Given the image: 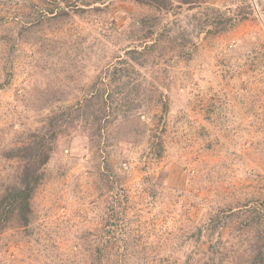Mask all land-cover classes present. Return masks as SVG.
Instances as JSON below:
<instances>
[{
	"label": "rangeland",
	"instance_id": "1",
	"mask_svg": "<svg viewBox=\"0 0 264 264\" xmlns=\"http://www.w3.org/2000/svg\"><path fill=\"white\" fill-rule=\"evenodd\" d=\"M242 1L251 14L219 35L203 30L193 15L210 6L228 14ZM24 3L0 0V150L80 100L94 75L118 64L122 47L134 44L128 36L135 8L117 2L106 15L86 12L53 32L42 29L40 43L3 38ZM195 4L168 16L172 34L187 38L185 49H178L181 38L172 47L165 43L164 55L130 73L152 100L128 111L123 96L113 98L108 159L95 156L79 127L58 140L34 195V231L29 239L15 228L1 232L0 264H84L83 234L105 227L112 204L127 236L142 248L127 249L128 264H186L188 254L202 262L218 235L224 248L216 260L230 248H246L233 220L212 236L207 226L216 211L264 196V0ZM46 97L51 101L43 105ZM142 120L146 132L136 134ZM154 139L164 146L158 159ZM105 160L115 185L110 191L101 174ZM15 168L0 155V182ZM116 245L110 256L119 255Z\"/></svg>",
	"mask_w": 264,
	"mask_h": 264
},
{
	"label": "trees",
	"instance_id": "2",
	"mask_svg": "<svg viewBox=\"0 0 264 264\" xmlns=\"http://www.w3.org/2000/svg\"><path fill=\"white\" fill-rule=\"evenodd\" d=\"M196 1L198 0H25L26 10L15 13L8 22V31L3 34V38L9 39L13 34L19 41L40 43V40L44 39L40 34L42 29L46 28L53 32L73 16H80L86 12L106 15L110 6L117 2L129 3L135 8L131 23L134 28L128 36L134 44L132 42L133 45L122 47L124 53L122 56H117L118 64L101 68L94 75L80 100L64 110L47 115L41 128L29 131L21 142L16 141L13 145L0 150V155L5 160L16 164L8 180L0 182V233L11 227L19 230L24 238L29 239L32 235L36 220L34 195L44 182L47 163L61 137L79 127L81 131L87 133L95 146V156L103 154L104 159H108L112 149L105 132L111 125L109 123H113L116 118L115 116L108 118L109 114L113 113L111 111L113 98L117 94L123 96L124 103L129 105L128 111L140 107L147 100H152L150 94L152 92L147 94L139 80L131 81L130 73L138 72L137 67L153 64L152 61L157 57V53L159 56L164 55L165 43H169V47H172V44L181 38L182 41L177 42L178 49H185L187 38L182 34L178 36L172 34L168 29V16L175 15L184 8H193ZM251 12V5L242 1L228 14L220 8L210 6L193 15L202 24L203 30L212 35H219L235 27ZM49 101L51 100L46 97L43 105H47ZM135 132L144 135L146 122L142 120L135 128ZM151 145H153L154 158H160L164 149L162 140L154 139ZM99 168L98 164L97 170ZM103 168L101 174L105 178L107 191H110L115 185L110 181L112 173L108 160L103 162ZM112 205L109 206L108 216L104 218L105 227L88 230L83 234L88 251L84 264H128L125 261V253L127 249L136 245L127 236L129 231L126 226L121 224V210L116 207L114 210ZM226 219L233 220L239 235L244 233L248 242L246 248L241 250L236 247L230 248L231 250L222 254L223 258L229 259L227 262L221 261L222 257L216 260L215 253H219L224 248V246L220 247L221 238L218 235V239L207 246L206 252L210 254L206 260L201 262L199 258L195 260L188 254L186 264H228V261L235 264H264V196L252 198L241 205L229 206L222 212L216 211L211 214L207 226L208 235L212 236L221 227L223 228ZM200 231L198 230L197 236ZM119 241L121 244L116 245ZM115 245L118 250L121 249L119 255L116 252L117 256L113 257L110 256V249ZM138 251H142V248Z\"/></svg>",
	"mask_w": 264,
	"mask_h": 264
}]
</instances>
